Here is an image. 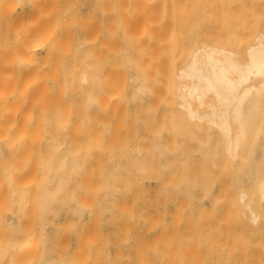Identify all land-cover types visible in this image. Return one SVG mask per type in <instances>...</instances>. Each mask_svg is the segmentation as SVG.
I'll use <instances>...</instances> for the list:
<instances>
[{"label":"bare ground","instance_id":"1","mask_svg":"<svg viewBox=\"0 0 264 264\" xmlns=\"http://www.w3.org/2000/svg\"><path fill=\"white\" fill-rule=\"evenodd\" d=\"M200 2L0 0V264H264V31Z\"/></svg>","mask_w":264,"mask_h":264},{"label":"rangeland","instance_id":"2","mask_svg":"<svg viewBox=\"0 0 264 264\" xmlns=\"http://www.w3.org/2000/svg\"><path fill=\"white\" fill-rule=\"evenodd\" d=\"M201 0H193V2H196V4H200ZM213 2L215 3V5L212 7L213 11L216 12V14L218 15V17H221L222 19H234V20H240V19H246V20H251V22L246 23L242 28H241V36H243L241 38V40L239 41V43H230L229 45L226 46V48L228 47L229 49L231 48L232 50H234V52H236L235 57L239 58V59H243L245 58L246 54H247V48H249V45L255 44L257 41V35L261 32L264 31V0H213ZM142 4L139 5V7H141ZM1 8V6H0ZM21 11V6H17V12ZM0 13L1 9H0ZM0 14V15H1ZM1 17V16H0ZM193 35V34H191ZM263 42H264V38H263ZM206 44H209L208 41H200V40H190L186 42V53L184 54L183 59H185V61L191 58V56L193 55V50L196 47H200V46H205ZM188 45V48H187ZM220 45V43H219ZM221 46H223L221 44ZM224 47V46H223ZM196 50V49H195ZM40 53H43V51H39ZM246 52V53H245ZM188 53V54H187ZM187 57V58H186ZM184 61V62H185ZM182 61V63L177 64L176 65V70L175 71H171V75L173 74V78L175 79V77H178L179 79V75L177 76V74H179L180 69L179 67L180 65H183V68L185 67V63ZM178 67V68H177ZM181 68V67H180ZM178 69V71H177ZM173 72V73H172ZM176 72V73H175ZM183 74V73H180ZM185 77V76H184ZM182 77V78H184ZM181 78V76H180ZM177 79V78H176ZM175 79V80H176ZM176 82H181L180 79ZM184 82L182 83H191V81L189 79H186V77L184 79H182ZM213 96H211L210 94H208L206 97L203 98V102L209 104V103H213L214 98H212ZM178 99L175 98V101L171 103V108L174 109V114L179 116V114H187V109L185 110V107H181V101H183L181 98L177 97ZM189 100V99H188ZM191 103V106L194 107L195 109L198 107V110H200V113L202 112V114L204 113V111L207 109H209V106L207 104L204 103V105L201 102H197V100L193 99V100H189ZM202 105H201V104ZM207 105V106H206ZM264 106V103H263ZM206 108V109H205ZM206 110V111H207ZM205 111V112H206ZM264 112V111H263ZM261 112V113H263ZM260 115V113H258ZM263 116V114H262ZM62 218V216L60 217ZM63 222V218L60 219ZM75 238H73L74 240ZM72 240V242L74 243V241Z\"/></svg>","mask_w":264,"mask_h":264}]
</instances>
